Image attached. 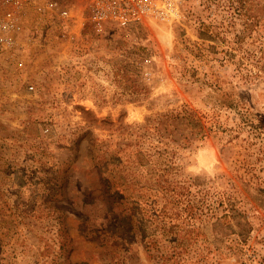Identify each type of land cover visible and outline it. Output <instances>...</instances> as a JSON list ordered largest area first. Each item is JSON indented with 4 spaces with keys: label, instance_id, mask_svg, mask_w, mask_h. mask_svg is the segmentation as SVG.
Wrapping results in <instances>:
<instances>
[{
    "label": "rangeland",
    "instance_id": "374dc122",
    "mask_svg": "<svg viewBox=\"0 0 264 264\" xmlns=\"http://www.w3.org/2000/svg\"><path fill=\"white\" fill-rule=\"evenodd\" d=\"M210 8L27 14L0 57V264H264V0Z\"/></svg>",
    "mask_w": 264,
    "mask_h": 264
},
{
    "label": "built area",
    "instance_id": "2783aa9c",
    "mask_svg": "<svg viewBox=\"0 0 264 264\" xmlns=\"http://www.w3.org/2000/svg\"><path fill=\"white\" fill-rule=\"evenodd\" d=\"M235 0H0V57L18 43L28 13L58 20L62 26L78 27L90 23L96 32L109 29L129 31L152 21L171 22L195 11L196 6L213 9L229 7ZM77 30L73 31L75 33ZM3 75L0 70V86ZM35 86L31 85L30 89Z\"/></svg>",
    "mask_w": 264,
    "mask_h": 264
},
{
    "label": "trees",
    "instance_id": "16d2710c",
    "mask_svg": "<svg viewBox=\"0 0 264 264\" xmlns=\"http://www.w3.org/2000/svg\"><path fill=\"white\" fill-rule=\"evenodd\" d=\"M226 217H227V214H226Z\"/></svg>",
    "mask_w": 264,
    "mask_h": 264
}]
</instances>
